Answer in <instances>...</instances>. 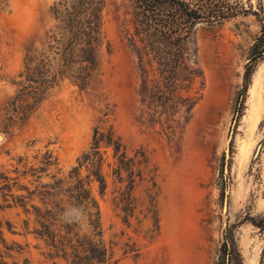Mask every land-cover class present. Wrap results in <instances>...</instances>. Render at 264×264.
I'll return each mask as SVG.
<instances>
[{"label": "rangeland", "instance_id": "374dc122", "mask_svg": "<svg viewBox=\"0 0 264 264\" xmlns=\"http://www.w3.org/2000/svg\"><path fill=\"white\" fill-rule=\"evenodd\" d=\"M133 1L85 0L77 15L84 0H0V264H72L36 234L34 207L74 168L110 264H264V55L244 91L264 0H224L241 13L196 26L201 99L171 139L141 112Z\"/></svg>", "mask_w": 264, "mask_h": 264}, {"label": "trees", "instance_id": "16d2710c", "mask_svg": "<svg viewBox=\"0 0 264 264\" xmlns=\"http://www.w3.org/2000/svg\"><path fill=\"white\" fill-rule=\"evenodd\" d=\"M133 2L134 31L130 36V43L140 76L141 112L150 126H159L171 139L189 123L192 112L201 99L204 76L198 63L196 26L201 23L217 25L236 17L241 11L224 0ZM88 10V3L84 0L76 14L85 15ZM78 33L79 36L85 34L80 29ZM97 33L100 34V31ZM252 55L253 63L248 66L245 74L244 91L248 89L254 61L264 55V25L260 37L252 47ZM63 75L64 72L57 73L44 83L50 88ZM95 139L98 144V139ZM47 158L50 160L47 165L50 166L52 157ZM78 171L79 168H74L69 177L74 182L73 186L65 189L66 181L61 179L44 186V190L38 192L45 207H34L40 220V229L36 234L51 242L56 256H61L72 264H110L108 249L102 242L99 202L86 184L78 179ZM93 175L104 190V176L99 171ZM24 199L17 198L20 202H24ZM67 201L72 209L65 214L67 209L64 210L61 204ZM72 211L88 219L91 235L80 236L75 232L76 223H70L67 217ZM260 228H264V219ZM0 242L6 244L1 222Z\"/></svg>", "mask_w": 264, "mask_h": 264}, {"label": "water", "instance_id": "95a60500", "mask_svg": "<svg viewBox=\"0 0 264 264\" xmlns=\"http://www.w3.org/2000/svg\"><path fill=\"white\" fill-rule=\"evenodd\" d=\"M2 139V136H0V140ZM229 144H230V139L228 141V144H227V155L229 154ZM262 145H259L258 149H257V153H256V156L258 155L260 149H261Z\"/></svg>", "mask_w": 264, "mask_h": 264}]
</instances>
